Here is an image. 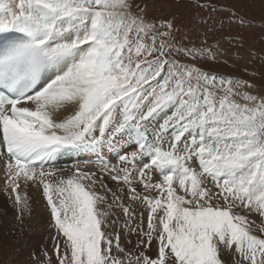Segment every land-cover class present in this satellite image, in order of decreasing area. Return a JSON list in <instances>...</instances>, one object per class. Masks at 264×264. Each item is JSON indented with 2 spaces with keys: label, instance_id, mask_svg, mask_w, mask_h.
Here are the masks:
<instances>
[{
  "label": "snow or ice",
  "instance_id": "obj_1",
  "mask_svg": "<svg viewBox=\"0 0 264 264\" xmlns=\"http://www.w3.org/2000/svg\"><path fill=\"white\" fill-rule=\"evenodd\" d=\"M145 9L0 0V162L16 219L31 215L21 184L40 188L53 233L39 264H264L249 220L264 224V88L206 69L210 47ZM113 151L122 167L105 174L129 203L96 172L45 168Z\"/></svg>",
  "mask_w": 264,
  "mask_h": 264
},
{
  "label": "rangeland",
  "instance_id": "obj_2",
  "mask_svg": "<svg viewBox=\"0 0 264 264\" xmlns=\"http://www.w3.org/2000/svg\"><path fill=\"white\" fill-rule=\"evenodd\" d=\"M138 2L146 4L145 10L149 18L158 22L173 21L174 27L180 30V38L190 40L196 47H210L217 54V59L213 61L206 58L202 62V66L206 69L211 68L221 74L250 80L257 85L258 90L264 88V0H138ZM101 155L106 158V162H83L80 168L103 175L104 182L108 183V187L111 186L117 195H120L119 188L124 189L120 196L124 198L125 203H129L127 186L122 181L119 183L112 181L105 174L107 167L119 163L117 153L113 151ZM56 158L59 159V164L52 163L49 167L46 164L45 167H64L75 163L74 157L69 155L61 154ZM75 167L74 165L65 167L64 174H70ZM205 183L213 187L214 182L209 178ZM135 186L138 191H143L138 183ZM30 190L33 191L29 194L31 211H33L31 215H25L23 223L16 219L17 208L13 200L5 192L0 191L2 200L0 202V264H39L43 249L47 248L49 252L52 250V228L50 235H43L42 242L38 238L28 241L38 228L37 221L35 222L38 211L36 208L40 206L37 205V201L40 199L45 201L42 192L39 191L40 188L29 185L27 195ZM108 197L111 201L112 196L108 195ZM216 203L222 204L223 201L218 200ZM8 204L14 209L2 210ZM40 205L42 207V202ZM133 207L137 213L144 212L146 228L145 206L133 204ZM114 211L120 215L117 209ZM235 211L240 212V209ZM240 214L244 213L240 212ZM43 215L50 219L47 209ZM249 220L255 221L253 231L260 234L261 228H264L261 217L253 213L249 216ZM130 239L135 241L134 236ZM155 250L154 242L150 254L154 255ZM225 258L228 264H231L232 257Z\"/></svg>",
  "mask_w": 264,
  "mask_h": 264
},
{
  "label": "bare ground",
  "instance_id": "obj_3",
  "mask_svg": "<svg viewBox=\"0 0 264 264\" xmlns=\"http://www.w3.org/2000/svg\"><path fill=\"white\" fill-rule=\"evenodd\" d=\"M72 114H73V111L71 109H69L67 111L61 109L58 112L57 115L59 116V118L63 119V118H67V116H70ZM65 155H69V156L74 157L75 163L70 164V165H74L76 167H81V165H82L83 162H86V163H90V162L92 163L93 161H96V163L98 161H100L101 163L106 162V158L103 155H100L98 157L97 154H95V153H85V154L84 153H78V154H76V153H69V154H65ZM52 163H54V165L55 164H59V159L55 158L54 160L49 161L46 166H48V167L49 166H52ZM108 164H109V162H108ZM70 165H67V166H64V167L54 166V167H51V168H56L58 170H60V169L63 170L65 167H68ZM115 166L116 167H122V165H120L119 163H117V165H115ZM45 168L47 169V167H45ZM5 180H6V175H5V172H4V169H3V164H2V162H0V191H3V192H5V190H4L5 189ZM106 184L108 185V183H106ZM109 187L111 188V186H109ZM34 189H36V188H34ZM119 189H121V188H119ZM96 190L98 192H100V193H103L104 192V189L100 188L99 185L96 187ZM19 191L21 192V194H23L25 191L27 192V188H25V186L23 184H21V189ZM39 191H41V190H39ZM31 192L33 193V191H31V190L28 191V197H29V199L31 197V195H29ZM122 194L123 193L120 192V195H122ZM108 195H111V194L109 193ZM0 202H2L1 199H0ZM41 202H42V207L40 205ZM37 205L40 206V208H38V207L36 208V210H38V211H36L37 212V217H36L35 222L37 221L36 224H37L38 228H36V231H35L33 237H29L28 238V241L29 240H33L35 238H38L40 240V242H42L43 235L44 236L50 235V228L51 227L49 226V220L43 215V212L46 210L45 201L44 200L42 201L40 199V200L37 201ZM6 209H10V211H11L12 209H14V207L11 204H8V205H5L2 210H6ZM117 211L119 212V209H117ZM6 216H8V215H6Z\"/></svg>",
  "mask_w": 264,
  "mask_h": 264
}]
</instances>
